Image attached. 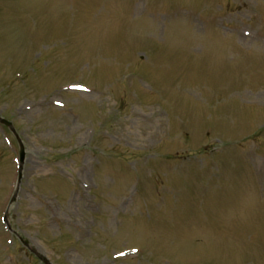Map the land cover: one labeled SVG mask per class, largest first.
Masks as SVG:
<instances>
[{"label": "rangeland", "instance_id": "obj_1", "mask_svg": "<svg viewBox=\"0 0 264 264\" xmlns=\"http://www.w3.org/2000/svg\"><path fill=\"white\" fill-rule=\"evenodd\" d=\"M0 118V264H264V0H0Z\"/></svg>", "mask_w": 264, "mask_h": 264}, {"label": "bare ground", "instance_id": "obj_2", "mask_svg": "<svg viewBox=\"0 0 264 264\" xmlns=\"http://www.w3.org/2000/svg\"><path fill=\"white\" fill-rule=\"evenodd\" d=\"M237 32H239V34L242 33L243 38H241V40H246V39H244V38L252 39V37H250V36L248 35V31H246V30H238ZM240 37H241V36H240Z\"/></svg>", "mask_w": 264, "mask_h": 264}, {"label": "water", "instance_id": "obj_3", "mask_svg": "<svg viewBox=\"0 0 264 264\" xmlns=\"http://www.w3.org/2000/svg\"><path fill=\"white\" fill-rule=\"evenodd\" d=\"M2 124L6 125V126H9L6 122L4 121H0ZM21 161L23 162V154L21 155ZM46 263V262H45ZM47 264V263H46Z\"/></svg>", "mask_w": 264, "mask_h": 264}]
</instances>
